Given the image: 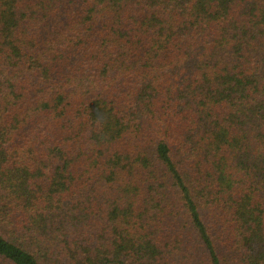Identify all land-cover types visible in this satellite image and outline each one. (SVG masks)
<instances>
[{
    "label": "trees",
    "instance_id": "16d2710c",
    "mask_svg": "<svg viewBox=\"0 0 264 264\" xmlns=\"http://www.w3.org/2000/svg\"><path fill=\"white\" fill-rule=\"evenodd\" d=\"M0 264H264V0H0Z\"/></svg>",
    "mask_w": 264,
    "mask_h": 264
}]
</instances>
